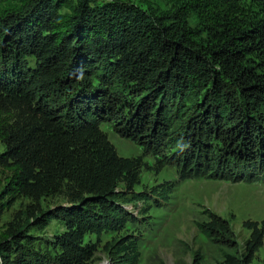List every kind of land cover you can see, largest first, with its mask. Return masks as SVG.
I'll return each mask as SVG.
<instances>
[{"label":"trees","instance_id":"trees-1","mask_svg":"<svg viewBox=\"0 0 264 264\" xmlns=\"http://www.w3.org/2000/svg\"><path fill=\"white\" fill-rule=\"evenodd\" d=\"M165 1L147 12L123 0H0V217L26 197L37 225H63L52 258L25 224L0 227V264H89L97 244L87 234L122 230L134 219L128 203L167 198L166 182L135 191L142 156L118 155L102 123L183 179L264 182V20L242 24L241 0ZM189 14L214 32L205 52ZM53 196L62 202L42 210ZM243 225L240 251L227 219L209 212L197 223L232 250L215 264H249L264 247V219ZM103 247L105 264H138L135 236ZM202 262L195 251L191 264Z\"/></svg>","mask_w":264,"mask_h":264},{"label":"rangeland","instance_id":"rangeland-1","mask_svg":"<svg viewBox=\"0 0 264 264\" xmlns=\"http://www.w3.org/2000/svg\"><path fill=\"white\" fill-rule=\"evenodd\" d=\"M123 1L132 2L147 12L167 10L170 7L165 0ZM238 18L242 24L264 20V10L252 0H241ZM186 25L193 34L192 41L199 49L205 52L211 47L214 32H209L195 15H188ZM245 61L254 68L261 67V59L256 53H249ZM100 128L118 155L142 156L145 165L141 169L140 183L135 186V191H148L153 187L159 189L158 185L164 182L168 183L171 189L166 199L128 203L126 207L134 219L126 223L122 230L103 232L99 238L94 234H87L85 241L97 244L89 264L107 263L104 244L124 233L138 239L140 252L138 264H157L160 260L165 264H191L195 251L203 257L202 264H215L223 259L224 252L232 250L210 242L199 231L197 223L207 221L209 212L227 219L241 251L243 242L249 237V230L243 223L264 219V182L259 180L232 182L203 177L183 179L173 164L159 166L160 156L144 154L138 144L120 137L111 125L102 123ZM3 149L4 146L0 143V152ZM5 176L0 169V191L5 184ZM61 200L58 196L46 197L41 202V209L50 208L55 203L62 202ZM29 205L31 201L28 198H18L9 210L2 213L0 227H4L10 221L25 224V229L33 236L34 247L52 258L55 249L51 242L54 236L63 230V225L56 219H49L44 226L37 225L34 217H28L26 214ZM249 264H264V247L258 248Z\"/></svg>","mask_w":264,"mask_h":264}]
</instances>
